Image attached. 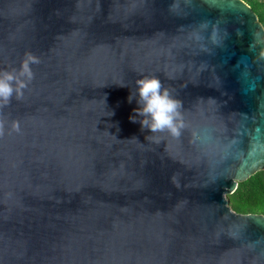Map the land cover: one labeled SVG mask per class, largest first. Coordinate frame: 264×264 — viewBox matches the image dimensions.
Returning a JSON list of instances; mask_svg holds the SVG:
<instances>
[{"label": "water", "instance_id": "water-1", "mask_svg": "<svg viewBox=\"0 0 264 264\" xmlns=\"http://www.w3.org/2000/svg\"><path fill=\"white\" fill-rule=\"evenodd\" d=\"M29 53L0 108V264H264V214L228 199L264 170V25L245 0H0V72ZM153 76L178 137L130 120Z\"/></svg>", "mask_w": 264, "mask_h": 264}, {"label": "clouds", "instance_id": "clouds-1", "mask_svg": "<svg viewBox=\"0 0 264 264\" xmlns=\"http://www.w3.org/2000/svg\"><path fill=\"white\" fill-rule=\"evenodd\" d=\"M39 62L38 57L29 53L18 72H0V108L8 105L14 94L17 98L23 95V89L34 75L30 65ZM136 85L135 94L131 92L128 99L131 102L136 98L140 107L134 110L135 115L130 116V120L135 123L139 117L141 129H149L151 134L168 132L173 137H178L184 127L180 101L172 98L167 90H162L161 81L154 76L139 78ZM12 129L19 132V124L14 121ZM4 131V122L0 120V136L4 135Z\"/></svg>", "mask_w": 264, "mask_h": 264}, {"label": "trees", "instance_id": "trees-1", "mask_svg": "<svg viewBox=\"0 0 264 264\" xmlns=\"http://www.w3.org/2000/svg\"><path fill=\"white\" fill-rule=\"evenodd\" d=\"M258 14L264 25V0H245ZM231 207L239 213L264 214V170L239 182L235 192L228 195Z\"/></svg>", "mask_w": 264, "mask_h": 264}]
</instances>
